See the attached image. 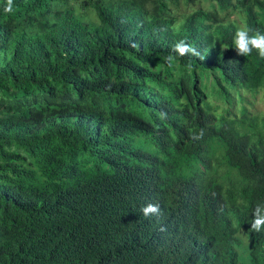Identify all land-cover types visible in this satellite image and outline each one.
<instances>
[{
  "label": "trees",
  "instance_id": "1",
  "mask_svg": "<svg viewBox=\"0 0 264 264\" xmlns=\"http://www.w3.org/2000/svg\"><path fill=\"white\" fill-rule=\"evenodd\" d=\"M13 5L0 0V264H264V118L209 101L264 90V59L233 45L243 24L264 33V0ZM180 40L205 59L168 68Z\"/></svg>",
  "mask_w": 264,
  "mask_h": 264
},
{
  "label": "clouds",
  "instance_id": "2",
  "mask_svg": "<svg viewBox=\"0 0 264 264\" xmlns=\"http://www.w3.org/2000/svg\"><path fill=\"white\" fill-rule=\"evenodd\" d=\"M13 7V0H6V6L4 8L5 13H12ZM233 45L237 55L239 56H250L253 50H255L257 55L260 58L264 59V33L258 30L254 31L246 24H243L237 28L233 39ZM131 46L133 48L137 47L135 43H133ZM185 56L196 57L200 60L205 59V56L202 55L201 52L193 44H190L185 40H180L172 46L170 53L165 57L164 63L168 68L174 69L177 64L178 58H183ZM185 67L188 71H191L192 61H189V63ZM165 115L166 114L161 113L162 118ZM203 135L204 130L201 129L198 133L192 136V139H202ZM141 212L144 217L153 215L159 216L160 208L159 205L149 203L141 209ZM251 229L257 233L264 231V202H256L253 208Z\"/></svg>",
  "mask_w": 264,
  "mask_h": 264
},
{
  "label": "rangeland",
  "instance_id": "3",
  "mask_svg": "<svg viewBox=\"0 0 264 264\" xmlns=\"http://www.w3.org/2000/svg\"><path fill=\"white\" fill-rule=\"evenodd\" d=\"M244 100L241 103H236L234 105L222 104V102L217 101L215 98H210L209 101L214 111L223 114L225 108L231 109L233 113L236 112L238 117H241L240 108L244 106L246 108L247 114L249 116L264 118V90L258 91L256 94L243 93ZM239 239L242 241L243 245L248 244V240L244 235L239 234ZM244 257L245 253L241 252Z\"/></svg>",
  "mask_w": 264,
  "mask_h": 264
}]
</instances>
